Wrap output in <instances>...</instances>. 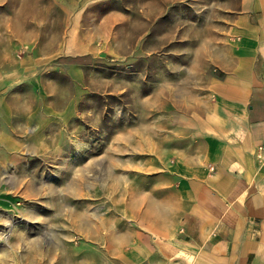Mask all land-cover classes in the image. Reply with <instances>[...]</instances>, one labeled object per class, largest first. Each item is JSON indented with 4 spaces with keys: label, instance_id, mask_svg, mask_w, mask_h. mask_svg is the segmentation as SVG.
I'll return each instance as SVG.
<instances>
[{
    "label": "rangeland",
    "instance_id": "obj_1",
    "mask_svg": "<svg viewBox=\"0 0 264 264\" xmlns=\"http://www.w3.org/2000/svg\"><path fill=\"white\" fill-rule=\"evenodd\" d=\"M124 1L139 4L142 17L147 0ZM155 1V19L130 30L133 41L120 43L116 28H100L107 58L91 62L93 91L75 93L77 115L29 136L0 170V264L98 260L96 248L114 245L115 230L137 228L134 194L171 165L179 142L170 135L180 131L189 102L213 100L221 75L212 50L226 46L243 0ZM117 2L102 3L103 19L123 7ZM66 3L0 0V73L42 69L60 94L74 97L69 77L42 64L66 49Z\"/></svg>",
    "mask_w": 264,
    "mask_h": 264
},
{
    "label": "crops",
    "instance_id": "obj_2",
    "mask_svg": "<svg viewBox=\"0 0 264 264\" xmlns=\"http://www.w3.org/2000/svg\"><path fill=\"white\" fill-rule=\"evenodd\" d=\"M104 1L67 0L66 49L42 62L69 77L74 97L60 94L59 82L44 79L42 69L0 73V170L29 136L77 115L75 93L93 91L91 62L107 58L102 26L116 28L125 43L136 38L129 31L140 21L150 27L155 19V0L145 2L142 17L139 4L118 0L123 7L103 19ZM227 34L226 46L212 50L221 75L213 100L189 102L180 131L170 135L179 142L171 165L134 194L137 228L112 231L114 245L96 248L98 260L81 264H264V1L243 0ZM55 93L58 101L50 99Z\"/></svg>",
    "mask_w": 264,
    "mask_h": 264
}]
</instances>
